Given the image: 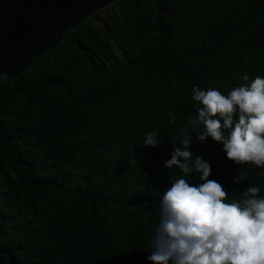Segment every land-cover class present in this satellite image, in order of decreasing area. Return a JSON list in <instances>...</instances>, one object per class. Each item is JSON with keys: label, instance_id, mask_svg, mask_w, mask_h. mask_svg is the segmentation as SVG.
<instances>
[{"label": "trees", "instance_id": "trees-1", "mask_svg": "<svg viewBox=\"0 0 264 264\" xmlns=\"http://www.w3.org/2000/svg\"><path fill=\"white\" fill-rule=\"evenodd\" d=\"M150 1L158 53L145 75L82 94L57 80L69 107L42 131L14 122L15 112H0V143L15 174L13 179L0 167L1 264H151L150 250L142 248L150 246L160 196L181 175L165 162L182 148L173 139L196 114L192 88L226 95L264 77V31L249 50L253 68L239 47L264 27V0H181L171 9L165 0ZM224 59L235 72L222 81L211 68ZM170 112L176 124L169 123ZM78 123L87 125L91 138L66 137ZM148 132L157 133L160 146H143ZM188 150L210 162L209 179L223 185L229 202L241 200L249 186L259 187L264 198V177L254 165L228 160L221 143L210 137L201 143L193 134ZM142 169L156 176L136 177ZM240 173L245 179L233 183ZM188 182L199 184V174ZM18 204L28 213H18Z\"/></svg>", "mask_w": 264, "mask_h": 264}, {"label": "clouds", "instance_id": "clouds-1", "mask_svg": "<svg viewBox=\"0 0 264 264\" xmlns=\"http://www.w3.org/2000/svg\"><path fill=\"white\" fill-rule=\"evenodd\" d=\"M243 80H249L247 74ZM191 98L196 114L173 139L182 148L175 147L165 162L167 169L181 175L160 196L159 219L150 246L142 250H150L151 264H264L261 189L249 186L241 200L229 202L223 185L209 179L210 162L188 150L193 134L201 143L210 137L223 145L233 163L264 167V77L257 76L226 95L216 88L194 86ZM168 115L169 123L176 124L175 115ZM225 129L230 130L227 136ZM160 145L156 132L145 134L143 146ZM193 173L199 174V184L188 182ZM244 179L240 173L233 183Z\"/></svg>", "mask_w": 264, "mask_h": 264}, {"label": "rangeland", "instance_id": "rangeland-1", "mask_svg": "<svg viewBox=\"0 0 264 264\" xmlns=\"http://www.w3.org/2000/svg\"><path fill=\"white\" fill-rule=\"evenodd\" d=\"M165 1L169 9L181 3V0ZM155 13L156 7L150 0H114L93 11L21 73L0 77V112L3 116L4 112H15L21 117L11 115L14 122L42 131L69 107L66 95L54 84L57 80L63 79L71 93L82 94L90 86L145 75L158 53L153 29ZM166 17L171 18V12ZM263 31L264 27L258 26L252 35L239 41V47L246 51L244 61L251 68L249 50L260 42ZM234 72L227 59L214 62L211 68V75L222 81L231 79ZM66 137L89 139L91 133L87 125L78 123ZM0 167L15 179L3 143H0ZM253 168L264 177V167ZM153 175L156 176L153 169H142L136 177L150 180ZM15 210L21 215L28 213L19 204Z\"/></svg>", "mask_w": 264, "mask_h": 264}, {"label": "water", "instance_id": "water-1", "mask_svg": "<svg viewBox=\"0 0 264 264\" xmlns=\"http://www.w3.org/2000/svg\"><path fill=\"white\" fill-rule=\"evenodd\" d=\"M114 0H0V77H14L63 33Z\"/></svg>", "mask_w": 264, "mask_h": 264}]
</instances>
